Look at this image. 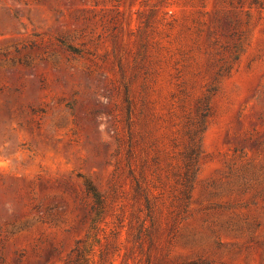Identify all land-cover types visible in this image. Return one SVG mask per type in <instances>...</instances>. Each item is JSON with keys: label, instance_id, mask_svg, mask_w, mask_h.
Returning <instances> with one entry per match:
<instances>
[{"label": "rangeland", "instance_id": "rangeland-1", "mask_svg": "<svg viewBox=\"0 0 264 264\" xmlns=\"http://www.w3.org/2000/svg\"><path fill=\"white\" fill-rule=\"evenodd\" d=\"M0 264H264V0H0Z\"/></svg>", "mask_w": 264, "mask_h": 264}, {"label": "trees", "instance_id": "trees-1", "mask_svg": "<svg viewBox=\"0 0 264 264\" xmlns=\"http://www.w3.org/2000/svg\"><path fill=\"white\" fill-rule=\"evenodd\" d=\"M194 135L196 136V133L193 135L191 134L189 136L190 143L187 146V148L181 152V157L183 158V171L181 172L179 176L182 178V181L185 187H188V183H190V181L192 180V177L196 170L197 157L199 155L198 153L199 148H198V145H196L194 142ZM135 186H136L135 191L138 194H141L144 198L146 216L149 219H151L152 218V215H151L152 203L147 193L143 189H141L140 180L138 178H135ZM186 193H187V190L185 191V194Z\"/></svg>", "mask_w": 264, "mask_h": 264}]
</instances>
